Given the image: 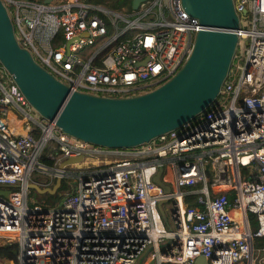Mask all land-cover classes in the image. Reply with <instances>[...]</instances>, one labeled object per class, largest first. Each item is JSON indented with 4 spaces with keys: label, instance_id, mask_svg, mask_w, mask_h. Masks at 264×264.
I'll list each match as a JSON object with an SVG mask.
<instances>
[{
    "label": "built area",
    "instance_id": "2783aa9c",
    "mask_svg": "<svg viewBox=\"0 0 264 264\" xmlns=\"http://www.w3.org/2000/svg\"><path fill=\"white\" fill-rule=\"evenodd\" d=\"M2 2L17 42L41 66L73 90L104 97L161 84L203 27L182 0H141L130 11L108 0ZM233 5L237 48L219 97L135 145L65 132L0 66V243L18 246L8 264H137L146 251L153 264L264 259V0ZM72 156L83 161L58 166ZM159 169L169 191L153 180ZM57 178L65 187L56 202L29 203L31 182L52 187Z\"/></svg>",
    "mask_w": 264,
    "mask_h": 264
},
{
    "label": "water",
    "instance_id": "95a60500",
    "mask_svg": "<svg viewBox=\"0 0 264 264\" xmlns=\"http://www.w3.org/2000/svg\"><path fill=\"white\" fill-rule=\"evenodd\" d=\"M48 1V0H43ZM141 0H131V8ZM184 9L203 25L183 64L158 86L136 95L104 97L71 89L41 66L19 45L8 11L0 0V66L11 76L27 101L42 116L73 136L107 146H131L176 128L214 101L237 48L238 15L233 0H182ZM72 156L59 163L82 162ZM153 180L169 191L160 180ZM61 180L39 192L54 193ZM158 202L159 210L166 215ZM204 260L198 256L196 262Z\"/></svg>",
    "mask_w": 264,
    "mask_h": 264
},
{
    "label": "rangeland",
    "instance_id": "374dc122",
    "mask_svg": "<svg viewBox=\"0 0 264 264\" xmlns=\"http://www.w3.org/2000/svg\"><path fill=\"white\" fill-rule=\"evenodd\" d=\"M116 4L117 7L119 9H124L126 11H130L131 10V0H116ZM245 40L243 38L239 39V44H238V48H241L245 45ZM164 174L163 175H169V171L168 169L165 167L164 169ZM64 190V187L61 188L60 186L58 187L57 191L54 193H49V192H39L38 190H36L34 187H30L29 189V203L32 204L33 202H50V203H54L57 201V197L58 195L61 193V191ZM169 206L170 203L169 202H165L164 203V209L166 210V212L169 210ZM263 254L262 252L259 253L257 255V258ZM148 259V258H147ZM0 264H8V261L6 260V258H3L2 260H0ZM138 264V263H137ZM256 264H264V259H257L256 260Z\"/></svg>",
    "mask_w": 264,
    "mask_h": 264
},
{
    "label": "trees",
    "instance_id": "16d2710c",
    "mask_svg": "<svg viewBox=\"0 0 264 264\" xmlns=\"http://www.w3.org/2000/svg\"><path fill=\"white\" fill-rule=\"evenodd\" d=\"M99 1H105V0H99ZM116 0H108L107 4L116 8L117 4H116ZM220 94H218L216 96V98L214 100H216L219 97ZM43 159H45V161L50 164L53 165L52 161L47 160L46 157H43ZM61 188L65 187V181L64 179L61 180ZM249 218H251V225L252 227H255V217L254 215H252L251 213L248 214ZM259 242L262 241L261 238L257 239ZM258 244V243H257ZM17 242L15 240H11V241H5L0 243V256L5 257L6 259H14L16 257V253H17Z\"/></svg>",
    "mask_w": 264,
    "mask_h": 264
},
{
    "label": "crops",
    "instance_id": "0c3cea01",
    "mask_svg": "<svg viewBox=\"0 0 264 264\" xmlns=\"http://www.w3.org/2000/svg\"><path fill=\"white\" fill-rule=\"evenodd\" d=\"M147 251L144 252L143 256L140 257V260H138V264H153V260L148 258L147 259Z\"/></svg>",
    "mask_w": 264,
    "mask_h": 264
}]
</instances>
